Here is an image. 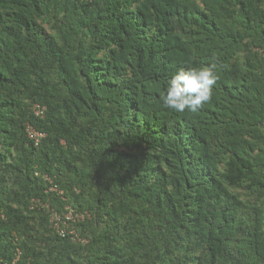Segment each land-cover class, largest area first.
<instances>
[{
	"label": "trees",
	"instance_id": "1",
	"mask_svg": "<svg viewBox=\"0 0 264 264\" xmlns=\"http://www.w3.org/2000/svg\"><path fill=\"white\" fill-rule=\"evenodd\" d=\"M210 64L197 113L163 106ZM0 205V264H264V0H0Z\"/></svg>",
	"mask_w": 264,
	"mask_h": 264
},
{
	"label": "clouds",
	"instance_id": "2",
	"mask_svg": "<svg viewBox=\"0 0 264 264\" xmlns=\"http://www.w3.org/2000/svg\"><path fill=\"white\" fill-rule=\"evenodd\" d=\"M218 69L215 64L177 70L161 93L163 106L176 113H197L213 95Z\"/></svg>",
	"mask_w": 264,
	"mask_h": 264
},
{
	"label": "built area",
	"instance_id": "3",
	"mask_svg": "<svg viewBox=\"0 0 264 264\" xmlns=\"http://www.w3.org/2000/svg\"><path fill=\"white\" fill-rule=\"evenodd\" d=\"M46 106L35 103L32 106V111L37 117H44L46 113ZM27 135L30 139L34 140L36 144H39L42 139L46 136V133L37 129L33 124L28 123L26 127ZM51 182L52 179L46 176ZM51 190H56L55 187H51ZM32 206L44 208L50 214V227L56 234L67 237L71 236L72 239L81 242H86V239L80 237L76 229V224L90 217V213L87 211H79L70 206H66L64 211L56 210L50 199H43L40 197H35L32 199ZM6 214L3 207L0 205V226L5 220ZM20 252L18 253V255Z\"/></svg>",
	"mask_w": 264,
	"mask_h": 264
}]
</instances>
